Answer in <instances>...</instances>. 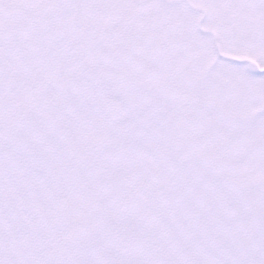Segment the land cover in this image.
I'll use <instances>...</instances> for the list:
<instances>
[{"label": "snow or ice", "instance_id": "1", "mask_svg": "<svg viewBox=\"0 0 264 264\" xmlns=\"http://www.w3.org/2000/svg\"><path fill=\"white\" fill-rule=\"evenodd\" d=\"M0 264H264V0H0Z\"/></svg>", "mask_w": 264, "mask_h": 264}]
</instances>
